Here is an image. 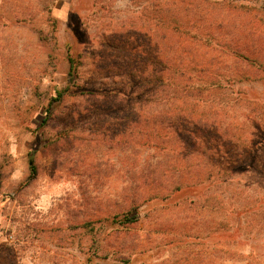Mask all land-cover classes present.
Here are the masks:
<instances>
[{"label":"rangeland","instance_id":"374dc122","mask_svg":"<svg viewBox=\"0 0 264 264\" xmlns=\"http://www.w3.org/2000/svg\"><path fill=\"white\" fill-rule=\"evenodd\" d=\"M182 3L0 0V264H264L263 2ZM169 62L184 139H120Z\"/></svg>","mask_w":264,"mask_h":264},{"label":"trees","instance_id":"16d2710c","mask_svg":"<svg viewBox=\"0 0 264 264\" xmlns=\"http://www.w3.org/2000/svg\"><path fill=\"white\" fill-rule=\"evenodd\" d=\"M157 4L154 7H157V14H162V12H168L171 16L170 30L174 33H178L180 29H182V20L180 19V11L182 7V0H156ZM208 5H211L210 2L213 0H205ZM219 2L227 1V0H217ZM263 2L262 8L264 9V0H259V2ZM157 5V6H156ZM243 8L245 5H241ZM186 11L187 7H186ZM179 13V14H177ZM162 16H158L155 18L156 24L160 25L162 22ZM211 38V37H209ZM206 38L205 40H209ZM229 51V50H226ZM67 60L70 64L68 76L70 80H73V77L77 74L79 68L78 58L72 53L71 45L68 46L67 51ZM171 62L163 63V68L161 71L157 68L155 74L147 79L145 82L149 87L147 90L136 93L133 89L131 90L132 96H125L128 103H137L140 105L139 111L131 112L129 115L121 118L122 119V131L120 139H184V134L180 132L181 115L176 112L175 118L173 119V110L178 109L179 106L174 104V101L179 99L180 97H186L189 94H192V91L189 90H198L200 87L198 85H194L192 82H195L197 78L192 75H187L188 72L184 70L181 66ZM158 65H160L158 63ZM168 66V67H167ZM168 69H170V73H168ZM160 71V72H159ZM185 73L187 75V79L185 78ZM182 81L185 82L183 85ZM145 84V85H146ZM144 86V84H142ZM70 91V88H66L65 90L58 91L56 97L53 98V102H58L62 100L67 92ZM90 94H94L90 92ZM122 94L118 93L116 95V100H119V97ZM152 99L149 101V98ZM135 99V102H133ZM180 109V108H179ZM175 121L177 124H175ZM187 122V123H186ZM202 123V119L194 120L190 117L183 121V124L187 125V127H199ZM119 131V130H117ZM192 134H187L190 137ZM68 136L65 134L61 137V139H67ZM37 175V168L32 165V174L30 176L29 182L31 179H34ZM137 200H131L132 208L137 209L135 206ZM129 212L123 214V219L120 221L121 224H133L137 221V216L130 217Z\"/></svg>","mask_w":264,"mask_h":264}]
</instances>
